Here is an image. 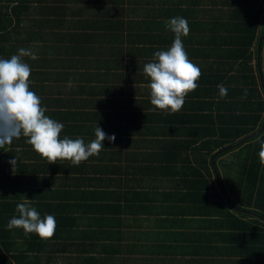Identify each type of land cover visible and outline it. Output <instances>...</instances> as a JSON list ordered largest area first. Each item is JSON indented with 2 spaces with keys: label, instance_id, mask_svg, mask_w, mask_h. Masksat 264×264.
I'll use <instances>...</instances> for the list:
<instances>
[{
  "label": "crops",
  "instance_id": "obj_1",
  "mask_svg": "<svg viewBox=\"0 0 264 264\" xmlns=\"http://www.w3.org/2000/svg\"><path fill=\"white\" fill-rule=\"evenodd\" d=\"M238 2L0 0L1 9L10 6L6 12L14 5L23 12L21 23L0 28V55L10 58L21 48L37 55L22 58L31 67L30 88L45 115L64 125L61 136L87 144L97 126L116 136L79 166L48 164L27 138L13 140L6 165L12 178L0 184V264H264V214L253 221L242 206L226 216L218 195L227 187L247 197L240 179L252 176L245 166L256 143L219 159L223 180L214 181L221 136L242 119L264 117L256 103L261 78L256 87L250 83L260 75L264 12L256 20L253 8ZM173 17L188 21L183 44L202 75L181 111L169 115L153 110L143 69L171 46L175 37L165 22ZM232 80L250 90L246 97L229 92ZM25 199L41 218L55 217L52 239L7 228Z\"/></svg>",
  "mask_w": 264,
  "mask_h": 264
},
{
  "label": "clouds",
  "instance_id": "obj_2",
  "mask_svg": "<svg viewBox=\"0 0 264 264\" xmlns=\"http://www.w3.org/2000/svg\"><path fill=\"white\" fill-rule=\"evenodd\" d=\"M166 28L174 33V40L167 50L156 51L153 62L144 66V73L150 78V102L153 110L175 114L184 106L185 98L198 87L202 75L200 68L188 57L182 37L190 33L188 21L173 17L165 22ZM23 57L37 59L30 49L21 48L8 59L0 58V148L10 144L21 135L33 150L48 164L69 161L79 166L92 156H99L104 141L116 140L115 134L107 135L99 126L95 139L85 144L82 138L62 137L64 125L45 115L47 109L41 105L40 97L31 90V67ZM71 86V82L69 83ZM219 96H227V89L218 85ZM260 163L264 165V143L259 151ZM16 166V159L9 161ZM16 212L8 224L9 230L22 229L25 235L35 233L42 240H50L57 227L53 215L41 218L28 199L16 205Z\"/></svg>",
  "mask_w": 264,
  "mask_h": 264
},
{
  "label": "trees",
  "instance_id": "obj_3",
  "mask_svg": "<svg viewBox=\"0 0 264 264\" xmlns=\"http://www.w3.org/2000/svg\"><path fill=\"white\" fill-rule=\"evenodd\" d=\"M238 3H240V4L247 3L248 6L253 8V10L255 11V19L256 20H258L260 15L264 12V6H263L264 0H253V1L240 0V2H238ZM9 7L10 6H3L2 9L0 8V28L1 29H6L9 25H11L13 20H16L15 21L16 24L21 23V21H22V18L20 15L23 12L21 11L20 6L14 5L11 8V13L5 11V9H8ZM263 20H264V14H263ZM255 27H256V24H255ZM0 58H4V57L0 55ZM4 59H8V58H4ZM113 62L114 61L107 63L105 65L104 70L105 71L107 70V72H111ZM260 64H261L262 72L264 75V52H262ZM117 66H124V62H121ZM88 68H90V67L88 66ZM92 69H99V66L96 68H92ZM104 70H103V72H104ZM100 74H101V72H100ZM91 75H93V74H91ZM260 78H261L260 75L259 76L256 75V77L253 76L250 83H253V85L256 87V86L260 85ZM233 85H234L235 90L233 89ZM229 86L232 87V90L229 92L233 93V94H235V93L237 94V95H234L235 98L239 97L240 99H243L242 96L246 97L247 96L246 94H248L250 92V90L245 91L246 87H242V86L233 84V80L229 82ZM261 91H262L261 92V101H256V103H258L260 110L264 111V90L262 89ZM251 97L254 98L253 94L251 95ZM260 115L261 114H256L252 120L250 118L242 119V123H243L242 126H239L236 129L231 128L229 134H226V135L224 134V137L221 136V139H223V141L217 142V144H216L217 153L213 156V158L215 156H217L215 158L216 160L212 158L214 161L213 166H214V170H215V175L216 176L218 175L219 179L222 182L223 177H222L221 173L219 172L218 160L221 159L222 157H224L225 155L231 153V152H238V151L240 152L241 150H247L248 148H251V147H249V146H251V142L256 143L255 149L252 150L251 152H249V157H250L249 165L246 164V166H245L246 171H249L248 173L252 176L251 177L250 176L249 177L243 176V178L240 179V180H242L243 185L246 186L245 188H243V192H245L247 197L245 198V195H243V193L239 194L238 192H234V191H233V194H229L227 187L226 188L224 187L226 189V191H223V192L219 193L218 195L220 197V200L223 202V211H224L223 214L224 215L230 216L231 218H233V216H235V213H234L235 210L233 209L234 206L231 205V202L233 203V201H234L233 204H236V206H238L240 208H242V206H245L246 210L252 211L250 213H252L253 215L246 213V214H243V216L250 217L251 220L253 219V221H257V222L259 221V219L257 217H254V216H256L255 213L264 214V193L261 191L262 190L261 187H264V165H262L260 163V157H259V151H260L261 143H264V131L258 137L252 138L250 140H246L245 142H243L241 144H239V143L242 142L243 140H245L246 138L250 137L251 135L256 134L259 131V129L262 127V125L264 123V117L260 116ZM207 134H209V132H208V130H205L204 135H207ZM13 140L10 144H6L3 148H0V184L1 183L7 184V178H8V181H9V178H12V175L7 174L6 165L8 162L7 161V159H8L7 155L10 151ZM235 145H236V147L230 148V147L235 146ZM216 162H217V164H216ZM233 164H237L240 167L241 161L233 162V163L226 162V163H224V167H230ZM211 176H214V175L211 174ZM215 178H214L215 182L219 181L218 177H215ZM229 178L230 177L228 176V179ZM248 183H250L249 188H248ZM253 187H255V188H253ZM214 188L218 189V187H212V189H214ZM226 192H227V194H226ZM243 199H245V200H243ZM241 201H242V203H241ZM243 201H246V202L243 203ZM3 211H4V209H3ZM239 222L242 223L243 227H246L247 229L258 228L257 226L253 225L252 221H251V223L249 221H245V220H242Z\"/></svg>",
  "mask_w": 264,
  "mask_h": 264
},
{
  "label": "water",
  "instance_id": "obj_4",
  "mask_svg": "<svg viewBox=\"0 0 264 264\" xmlns=\"http://www.w3.org/2000/svg\"><path fill=\"white\" fill-rule=\"evenodd\" d=\"M263 43H264V32H263V35L261 36L260 40H259V43H258V62H259V72H260V77H261V81H262V87H263V90H264V75H263V72H262V67H261V64H260V61H261V55H262V50H263ZM264 131V123L262 125V127L259 129V131L254 134V135H251L250 137L246 138L245 140H243L242 142H240L239 144L245 142L246 140H250L252 138H255V137H258L260 134H262ZM236 147L235 146H232L230 148H234ZM218 177V180L219 182H221V180L219 179V176L217 175ZM222 183V182H221ZM223 191H226L224 187H222ZM231 204L236 208V209H239L238 206H236L235 204H233L231 202Z\"/></svg>",
  "mask_w": 264,
  "mask_h": 264
},
{
  "label": "bare ground",
  "instance_id": "obj_5",
  "mask_svg": "<svg viewBox=\"0 0 264 264\" xmlns=\"http://www.w3.org/2000/svg\"><path fill=\"white\" fill-rule=\"evenodd\" d=\"M229 197V196H228ZM233 203H234V201H233ZM236 205V204H235Z\"/></svg>",
  "mask_w": 264,
  "mask_h": 264
}]
</instances>
